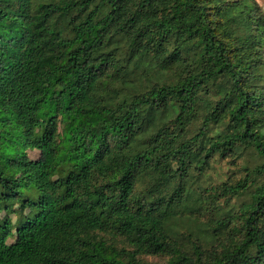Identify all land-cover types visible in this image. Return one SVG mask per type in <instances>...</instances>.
I'll use <instances>...</instances> for the list:
<instances>
[{"label": "trees", "instance_id": "1", "mask_svg": "<svg viewBox=\"0 0 264 264\" xmlns=\"http://www.w3.org/2000/svg\"><path fill=\"white\" fill-rule=\"evenodd\" d=\"M244 1L0 0V264H264V49L248 34L264 19ZM209 86L214 104L201 100ZM249 146L262 159L251 202L214 220L227 237L187 250L168 227L187 168Z\"/></svg>", "mask_w": 264, "mask_h": 264}, {"label": "rangeland", "instance_id": "2", "mask_svg": "<svg viewBox=\"0 0 264 264\" xmlns=\"http://www.w3.org/2000/svg\"><path fill=\"white\" fill-rule=\"evenodd\" d=\"M236 1V0H234ZM244 5H249L251 8L256 7L258 17L264 19V0H245ZM255 26L250 30V35L257 37V42L264 49V34L260 37L255 31ZM247 33L242 29V26L235 29V36L245 37ZM119 59L125 62L131 69H134L137 76L141 73L140 69L133 68V64L129 61L125 53H121ZM151 79H159L160 82H171L175 79L170 74H160L152 72ZM219 80L217 83H220ZM139 89L145 84L143 79L139 81ZM147 83V82H146ZM256 83L264 88V69L257 71ZM135 84V83H134ZM138 85V84H135ZM217 86H209L206 91H202L201 100L214 104L220 96V91ZM202 117L200 116L188 130L186 138L196 134L200 127ZM227 121L220 125H211L209 136H216L227 130ZM62 125H59L61 132ZM264 132V126L261 129ZM198 153L201 156V151ZM26 154L30 159H37L39 152L36 150H27ZM262 159L253 146L237 148L236 154L233 157L222 158L219 155H213L208 163L203 167L197 162L192 163L186 170L182 183L187 191V198L183 202L184 208L180 215L173 217L168 222L170 233L179 240L188 250L191 243H199L205 248H209L213 244H217L218 238H225L229 235L230 229L223 231L215 230L214 220L227 215H238L242 206L251 202L252 192L255 191L261 184L262 179L255 174V169L261 164ZM247 184V189L235 196H227L223 194L224 185H235L237 183ZM178 185V179H172L167 184L161 186L159 192L164 196H169ZM150 188V182L146 181L138 184L137 190L141 193H147ZM152 196V195H151ZM200 202L204 205L201 207ZM17 206V204L15 205ZM5 213H0V217ZM10 218L14 221L15 215L10 214ZM238 227L233 230V234L237 240L241 239L240 224L235 221ZM12 242V239L9 240ZM144 262L149 264H166L169 256H142Z\"/></svg>", "mask_w": 264, "mask_h": 264}]
</instances>
